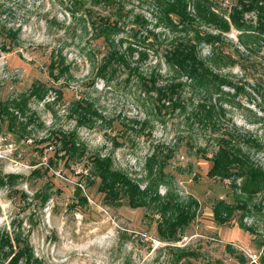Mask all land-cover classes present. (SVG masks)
I'll return each instance as SVG.
<instances>
[{
    "label": "rangeland",
    "instance_id": "1",
    "mask_svg": "<svg viewBox=\"0 0 264 264\" xmlns=\"http://www.w3.org/2000/svg\"><path fill=\"white\" fill-rule=\"evenodd\" d=\"M211 1L223 13L235 3ZM73 2L0 0V21L18 32L13 43L0 38V100L28 93L35 83L47 89L43 101L32 98L28 102L27 118L33 113L35 121L28 125L26 139L18 140L0 121V230L22 231L41 264H172L173 254L167 246L190 250L195 255L190 258L194 264H264V195L254 197L242 220L254 230L252 234L239 228L241 210H236L226 225L213 220L212 208L217 200L236 205L240 199L237 200L239 191L230 182L208 177L210 161L197 149H205L207 158L212 156L217 146L211 134L192 126L190 112L168 110L156 114L152 111L154 96L146 95L128 72H120L108 83L97 78L96 67L106 49L103 40L95 36L92 21L97 15L113 13L92 0H83L77 9ZM115 3L122 9L118 20L122 31L116 39H124V45L133 44L138 52L146 51L147 59L138 65L140 71L149 74L155 68L160 75L158 85L164 84L171 77L162 57L171 32L156 25L150 0ZM86 11H91V17L83 14ZM127 14L143 16L148 22L147 30L133 37L131 28L137 25L123 17ZM201 30L214 32L208 27ZM148 31L154 32L156 39ZM238 34L232 28L222 46L233 57L234 65H211L216 73L228 76L240 88L235 98L227 97L230 102H223L222 122L250 133L264 147V125L254 117L264 116V46L246 53L237 42ZM5 42L7 52L1 50ZM200 50L203 58L210 56L208 45H202ZM52 60H63L68 67L61 75L60 66L55 69L58 79L49 75ZM223 91L230 95L235 92L228 87ZM186 93L188 99V90ZM80 99L91 102L101 115L90 127L76 126L68 111L71 103ZM20 121L25 122V118L20 117ZM142 122L147 123L141 127ZM58 130L75 131L78 142L86 147V156L111 157L114 167L138 181L142 188L147 182L146 159L157 147L171 149L173 157L164 168L166 183L174 197L181 201L190 197L198 203L196 217L180 232L179 241L166 243L159 239L154 211L131 209L126 203L119 207L107 205L97 189L98 180L90 179V185L86 178V160L68 166L60 160L45 172L53 151L40 140ZM165 148L162 151L166 152ZM250 153L264 168V149ZM37 169L41 172L33 173ZM77 184L87 198L86 205H75ZM44 190L50 197L41 205L35 194ZM166 191L163 185L158 188L161 196ZM253 206L262 207L261 214Z\"/></svg>",
    "mask_w": 264,
    "mask_h": 264
},
{
    "label": "trees",
    "instance_id": "2",
    "mask_svg": "<svg viewBox=\"0 0 264 264\" xmlns=\"http://www.w3.org/2000/svg\"><path fill=\"white\" fill-rule=\"evenodd\" d=\"M94 4L104 5L113 14L97 15L92 21L95 36L102 39L106 52L101 62L96 67L97 78L110 82L120 72H128L134 76L146 95H153L152 111L161 115L171 111L180 113L190 112L192 126L206 129L211 134L212 141L217 150L210 158L206 156V150L198 148L197 152L203 154V158L210 161L208 177L221 182L228 181L234 190L239 191L238 204L232 205L224 200H217L212 208L213 220L219 225L230 223L236 210H241L239 228L252 234L254 230L243 224L242 220L248 212V204L258 194L264 195V168L259 166L252 158L251 151L259 152L264 149L263 144L248 132H241L229 122L223 123L225 109L223 102H230L227 97L235 98L240 88L236 87L226 75L218 74L212 66L220 65L228 67L235 61L230 54L223 51L226 34L233 28L239 34L237 42L246 53H253L264 46V0H235L228 12H220L211 0H150L156 25H163L172 36L169 46L164 50L162 57L168 66L171 77L162 85H158L159 74L152 69L149 74L141 72L138 66L147 59L146 51H137L133 44L124 45L125 40L116 39L122 31V9L116 5L115 0H92ZM76 9L82 7L83 0H74ZM91 17V11L83 13ZM251 15V17H246ZM117 16L118 19L112 18ZM123 17L131 19L137 26L132 27V36L136 37L143 30H147V20L139 14H127ZM202 27H208L214 32L203 31ZM17 30L7 28L0 21V38L13 43L17 40ZM148 34L156 39L154 32ZM210 47V56H201V46ZM9 49V48H8ZM1 50L7 52L6 42L1 45ZM237 53L243 56L237 49ZM136 60L134 61V56ZM212 65V66H211ZM60 66L59 75L68 71L63 60L50 62L49 75L54 78L55 69ZM233 89L234 94L224 92L223 88ZM188 90V99L186 97ZM47 95V89L40 83L31 86L28 93L18 97L0 100V121L7 124L8 131L18 140L26 139L27 127L35 121V116L27 118L28 102L34 98L43 101ZM69 113L75 118L76 126L90 127L95 119L101 118L93 104L86 99L75 100L69 107ZM264 113V109H263ZM70 116V117H71ZM25 118V122L20 121ZM255 121L264 125V116H254ZM147 122L140 123L143 127ZM223 126L222 130L219 128ZM40 143H48L47 148L53 151L48 156L45 172L55 167L57 162L64 160L65 165L75 164L86 160V178L98 180V191L103 195L107 205L119 207L126 203L131 209L148 208L155 212L158 219L155 220V228L159 239L166 243L179 241V234L196 217L198 203L188 197L181 201L174 197L168 184L164 168L167 161L173 157V151L165 147L154 149L146 159L144 167L146 171V185L142 188L138 181L133 180L127 173L116 169L111 157H103L99 154L87 155L86 147L78 142L75 131L62 130L50 132ZM166 149V152L162 149ZM42 153V151H40ZM40 173L37 169L33 173ZM32 173V174H33ZM38 173V174H39ZM239 181V184H237ZM93 182L89 181L91 185ZM163 185L167 188L166 194L161 196L158 188ZM74 195L75 205H86L87 198L82 195V188L77 184ZM46 190L37 192L35 198L41 205L49 200ZM261 214L263 208L253 206ZM173 254L172 264H194L190 258L195 255L188 249H179L167 246ZM233 252L231 248H228ZM243 262V260H242ZM0 264H41L34 256L33 249L27 236L22 231L0 230ZM206 264H221L220 262ZM253 264V263H251Z\"/></svg>",
    "mask_w": 264,
    "mask_h": 264
}]
</instances>
